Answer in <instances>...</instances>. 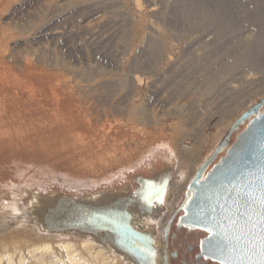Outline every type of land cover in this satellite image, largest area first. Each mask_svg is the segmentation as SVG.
Here are the masks:
<instances>
[{"label":"rangeland","instance_id":"374dc122","mask_svg":"<svg viewBox=\"0 0 264 264\" xmlns=\"http://www.w3.org/2000/svg\"><path fill=\"white\" fill-rule=\"evenodd\" d=\"M263 98L264 0H0V251L47 242L64 264L86 232L51 219L136 199L141 181L167 178L170 218Z\"/></svg>","mask_w":264,"mask_h":264},{"label":"water","instance_id":"95a60500","mask_svg":"<svg viewBox=\"0 0 264 264\" xmlns=\"http://www.w3.org/2000/svg\"><path fill=\"white\" fill-rule=\"evenodd\" d=\"M262 108L264 98L232 124L211 157L200 165L186 187L179 208L182 215L177 218L176 227L206 234L199 244V257L205 260L218 264H264ZM240 127H243L241 131ZM235 133L237 135L233 138ZM68 205L77 211L106 209L102 215L108 216V213L115 210L114 207ZM122 212L123 218L117 220H83L75 212L70 215L71 218L62 217L61 214L52 222L57 228L76 229L91 234L105 233L110 243L131 257L136 264H157L158 253L151 235L135 230L130 225L127 208L123 207ZM167 232L168 226L164 231L165 241ZM166 245L161 264H169Z\"/></svg>","mask_w":264,"mask_h":264},{"label":"bare ground","instance_id":"6f19581e","mask_svg":"<svg viewBox=\"0 0 264 264\" xmlns=\"http://www.w3.org/2000/svg\"><path fill=\"white\" fill-rule=\"evenodd\" d=\"M221 140L222 139H220V141ZM218 144L215 147H217ZM175 169L177 168L175 167ZM176 173L177 171L175 172V175ZM191 179L192 177H190L189 181ZM189 181L188 182L186 181L187 183L186 187ZM141 185L142 186L139 192V196L136 199L129 201V200H126L127 196L125 195L120 196L114 202L112 207H114L115 210L111 211V213H108L110 214L109 216L102 215L103 213L104 214L106 213L107 211L106 209L93 210V211H91L90 209H87V210L80 209L81 211H77V209H73V208L71 209L69 208V205L68 206L65 205L66 207L64 206L63 211H62L63 213L61 212L62 217L67 216L66 218L68 217L71 218L70 216L71 214L78 212L80 215L79 218H83V220L94 221L96 219H100L104 221L109 218L117 220V219L123 218L124 215H122L123 213L122 208L125 207L127 208V214H129V217H130L129 219L130 225L135 230L142 231V232H149V234L153 238V246L156 248L157 253H158L157 264H161V261H162L161 251L163 249V244L160 245V239L161 240L163 239V228L165 226L164 222L166 219L169 218V216L165 220H163V217L165 215H163L162 212H160L157 208H155V204L164 203L165 205L164 208H166V198L170 191L169 188L172 185L168 187L166 186L167 185L166 177L162 178L160 183H155L153 181H141ZM15 196H13L12 202L7 203V206L10 207L11 210L13 211L16 210L17 202H18V197H15ZM31 196H32V193H31ZM97 203H99V201H97ZM100 204L102 203L100 202ZM178 207H180V204ZM60 216H56V217L58 218ZM52 220H54V218H52L51 221ZM158 221L161 222L162 224L160 223L159 228L157 229L156 224ZM151 230L153 232H151ZM68 231H72L79 235H82L78 233L77 231L67 230V232ZM97 233L99 234L102 232H96V235ZM93 234L91 233L83 234V237L78 238V242L76 241L78 243L79 248L86 253L87 257L83 256L80 253V251L78 252V250L75 249L76 242H71V241L63 242V245H61L63 247H61V249L64 250V253H66V257H67V260L64 262V264H130L132 263L129 256L121 252L120 249H118L114 245H112V243H110L109 240H108V243H102L100 242V240L99 241L95 240ZM162 243H163V240H162ZM22 246H23V242H20V241L11 243L8 246L7 245L2 246V250L0 251V264H3V261H5L4 254L7 258V263L5 262V264H14L15 256L17 258L16 264H23L24 257H23L22 248H21ZM23 247L27 248V252L30 256L33 255L37 257L36 259H37L38 264H58V262L61 260L59 258V261H57V258H54V256L56 255L55 254L56 252H54L52 245H50L47 242L46 243L43 242V244L41 245H36V244L29 245L28 244L27 247L25 246Z\"/></svg>","mask_w":264,"mask_h":264},{"label":"flooded vegetation","instance_id":"af4514ba","mask_svg":"<svg viewBox=\"0 0 264 264\" xmlns=\"http://www.w3.org/2000/svg\"><path fill=\"white\" fill-rule=\"evenodd\" d=\"M262 108L261 110H263ZM180 204V203H179ZM178 204V206H179ZM181 206V205H180ZM178 207L172 216L164 222L163 229V243L160 239V245L163 244V249L166 245V253L169 264H218L210 260H205L203 257H199L200 241L206 235H200L197 230L189 231L184 227L177 228V218L182 215V212ZM168 226L167 240L165 241L164 231ZM163 228V227H162ZM163 249L161 251V258L163 257ZM175 254V256L173 255ZM163 261V260H162ZM161 261V262H162Z\"/></svg>","mask_w":264,"mask_h":264},{"label":"trees","instance_id":"16d2710c","mask_svg":"<svg viewBox=\"0 0 264 264\" xmlns=\"http://www.w3.org/2000/svg\"><path fill=\"white\" fill-rule=\"evenodd\" d=\"M240 131H241V129H240Z\"/></svg>","mask_w":264,"mask_h":264}]
</instances>
